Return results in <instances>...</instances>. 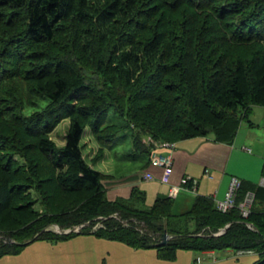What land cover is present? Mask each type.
<instances>
[{
	"label": "trees",
	"instance_id": "1",
	"mask_svg": "<svg viewBox=\"0 0 264 264\" xmlns=\"http://www.w3.org/2000/svg\"><path fill=\"white\" fill-rule=\"evenodd\" d=\"M93 1L103 8L3 0L18 16H3L0 37V258L35 241L91 232L164 259L176 250H233L264 264L263 187L240 181L226 212L200 195L178 215L166 196L143 208L135 188L129 199L109 201L106 174L88 164L80 145L86 128L103 150L129 131L140 162L152 149L145 136L171 143L212 136L231 145L241 120L264 108V0H174L145 10H134L132 0ZM11 57L23 73L6 92ZM64 118L72 120L57 147L47 135ZM249 192L243 218L237 205ZM51 226L83 227L60 235ZM164 230L169 240L160 245Z\"/></svg>",
	"mask_w": 264,
	"mask_h": 264
},
{
	"label": "rangeland",
	"instance_id": "2",
	"mask_svg": "<svg viewBox=\"0 0 264 264\" xmlns=\"http://www.w3.org/2000/svg\"><path fill=\"white\" fill-rule=\"evenodd\" d=\"M73 3H77V5H81L85 8L93 7L103 8L104 5L94 2L93 0H73ZM137 3H132L134 10H141L147 7H161L162 3H173L174 0H132ZM161 4V5H160ZM112 6V5H111ZM114 12H118L117 3L113 4ZM164 7V6H163ZM6 8L3 0H0V37L3 36V16L7 15L11 20H14L18 16V12L12 8ZM79 13L82 12L81 9H78ZM74 9V10H76ZM109 9V8H108ZM172 9H174L172 7ZM182 8L176 10L181 11ZM159 10L160 14H163V18L165 15V11ZM6 11H9L6 13ZM158 11V12H159ZM9 13V15H8ZM167 13V12H166ZM157 14V15H158ZM177 15V12L174 15ZM179 16V15H178ZM112 17H115L112 13ZM169 18H173L170 17ZM16 29V28H15ZM16 33L17 30H15ZM14 30L12 32H15ZM22 33V32H20ZM245 46H238V49H243ZM15 58H9L8 64H11L9 67L10 77L7 82H3L4 89L3 91L9 92V88L13 87L12 78L13 77H21L23 69L19 68L16 64ZM49 60V59H48ZM52 61V60H51ZM49 62V61H48ZM53 64V63H52ZM0 80L1 77H0ZM76 103V102H74ZM0 109L3 107V101L0 98ZM4 108V107H3ZM26 113V111H25ZM70 118L62 119L53 130L48 133L47 138L54 142L57 147H61L65 143V134L69 127ZM249 122L253 123L251 127ZM242 124L243 128L247 131L255 134L253 137L252 144H249L248 141L244 142V146L252 150L253 155H258L261 152H264V108L263 107H254L252 113L248 117V119H242L240 125ZM0 131H5L4 126L0 123ZM150 137H143V141L146 144L149 141ZM26 145L30 143V139L24 138L23 141ZM158 142V141H156ZM116 145L111 148H105L104 150L97 145L94 141L93 137L90 134L88 128L85 129L83 136L81 138L80 145L82 147V156L88 162V164L95 170L103 172L106 174L105 181L110 176L113 175L115 177L127 176L133 173H139L141 163L137 157L133 159L134 148L131 139V133L129 131L124 132L119 135L115 140ZM171 143V142H170ZM25 145V147H26ZM132 155V156H131ZM34 155H31L33 158ZM252 166L257 167L256 175H261V169L263 167L264 159L260 160L259 157L252 158L250 162ZM239 164H241L245 168L244 160L239 159ZM251 172H254L252 170ZM111 174V175H110ZM264 177V176H263ZM189 179L190 177H186ZM238 180V179H237ZM254 183L256 185L259 184ZM239 182L242 180H238ZM195 185H197V180L194 179ZM195 186L192 187L186 186L184 191H181L177 197L173 198V206L172 213L178 215L182 212L188 210L195 198ZM219 201V200H218ZM143 205V204H142ZM140 205V206H142ZM152 205V200L150 198H146L144 200V205L142 207H149ZM258 206V202L255 203V207ZM187 207V209H186ZM38 209V205H36ZM81 227V226H80ZM99 227L95 225L91 231L96 230ZM79 228V227H77ZM82 228V227H81ZM51 231H54V226L49 228ZM80 231V229H79ZM56 233V232H55ZM37 252V258L33 260L31 253ZM238 254H237V253ZM217 255H220L218 259L223 261L222 264H254V262L258 259L257 255L241 254V251H231L229 255H232V258L227 257L223 254V251H215ZM252 253V252H251ZM202 254L198 252L192 251H184V250H176L171 259H164L158 256V253L155 249H133L121 242H117L114 240H106L100 237L95 236L90 233H78L69 239L58 240L55 242L39 240L32 242L28 246H26L19 254L16 255H7L6 257L0 258V264H198L196 262L197 258H202ZM202 262V263H201ZM199 264H217V262H209L206 259L202 260Z\"/></svg>",
	"mask_w": 264,
	"mask_h": 264
},
{
	"label": "crops",
	"instance_id": "3",
	"mask_svg": "<svg viewBox=\"0 0 264 264\" xmlns=\"http://www.w3.org/2000/svg\"><path fill=\"white\" fill-rule=\"evenodd\" d=\"M249 125L252 127L253 123L249 122ZM254 136L255 134L244 129L241 124L231 145L216 143L213 141L212 136H207L173 142L172 148L155 147L154 150L152 149L154 152L172 157L173 167L170 184L160 181L161 170L152 167L148 158V162L142 161L139 173L120 177L110 174L111 178L102 181L107 199L109 201L116 199L127 200L130 198L132 189L135 188L144 194V200L150 198L153 204L157 197H169L170 185H179L180 181L186 177H190L189 179L191 180H197L195 197L198 195L211 196L215 202L223 200L232 179L242 180L241 182L243 183L256 186L254 183H257L260 178L258 185L264 188L262 184L264 180V163L261 169L262 176L256 175L257 167L256 165L252 166L250 163L252 158L259 157L260 160L264 159V152L253 155L252 150L244 146L245 141L252 144ZM239 159L244 160L245 168H242L243 166L239 164ZM252 170L254 172H251ZM145 172L150 173L153 176V180H145L143 178V173ZM181 191H184V189H180L178 194ZM142 204L144 205V202ZM143 208L146 207L144 206ZM231 251L233 250H225L223 254L232 258L233 256L229 255ZM37 252L38 250L36 255L31 253L32 263L38 256ZM245 253L242 252L239 255ZM200 254L203 256L202 260L206 259L209 262H217V264L223 263V261L218 259L220 255H217L215 251L201 252ZM247 254L255 255L251 252H247Z\"/></svg>",
	"mask_w": 264,
	"mask_h": 264
},
{
	"label": "built area",
	"instance_id": "4",
	"mask_svg": "<svg viewBox=\"0 0 264 264\" xmlns=\"http://www.w3.org/2000/svg\"><path fill=\"white\" fill-rule=\"evenodd\" d=\"M148 140L149 141H147L146 144L149 146H152L153 150L155 147H158V146L159 147H169V148L173 147V144L170 142H156L152 140L151 138H149ZM152 149H151V153L149 156V164L152 167H156L161 170L160 181L162 183L170 184V177H171L172 167H173L172 157L170 155L159 154L157 152H154ZM143 178L147 181L153 180V176L148 172L143 173ZM262 184L264 185V180L262 181ZM193 185L196 188L194 180L183 178L180 181L179 185H170L168 196L171 199H173L176 197L180 189H184L186 186L192 187ZM238 187H239V181L237 179H232L231 185L228 191L226 192L223 200L216 201V202L214 201L218 211L226 212L235 206V200H234L235 191L238 189ZM253 200H254V195L249 192L245 195L243 200L237 205L239 213L241 214L243 218H246L249 215L252 204H253ZM196 262L199 264L201 262V259L197 258Z\"/></svg>",
	"mask_w": 264,
	"mask_h": 264
},
{
	"label": "water",
	"instance_id": "5",
	"mask_svg": "<svg viewBox=\"0 0 264 264\" xmlns=\"http://www.w3.org/2000/svg\"><path fill=\"white\" fill-rule=\"evenodd\" d=\"M81 227H83V226H81ZM81 227H79V228L75 227L73 229L62 230L58 226H54V228H55L54 231L56 233L60 234V235H67V234H70V233H78L79 229ZM226 228H227V226L224 229L220 230V232L218 234H216L215 236H219V235L223 234V232L225 231ZM48 230H50V229H48ZM168 240H169V236L167 235L166 231L164 230V232L161 234L159 244L160 245H164V244L167 243ZM11 242L12 241H10L9 243H11Z\"/></svg>",
	"mask_w": 264,
	"mask_h": 264
},
{
	"label": "bare ground",
	"instance_id": "6",
	"mask_svg": "<svg viewBox=\"0 0 264 264\" xmlns=\"http://www.w3.org/2000/svg\"><path fill=\"white\" fill-rule=\"evenodd\" d=\"M57 230V229H56Z\"/></svg>",
	"mask_w": 264,
	"mask_h": 264
}]
</instances>
